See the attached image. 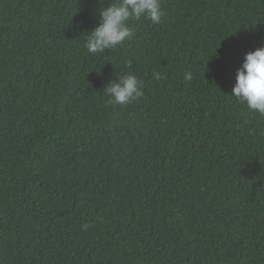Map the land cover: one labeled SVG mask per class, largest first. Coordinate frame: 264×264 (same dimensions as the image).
I'll return each mask as SVG.
<instances>
[{"label":"trees","instance_id":"16d2710c","mask_svg":"<svg viewBox=\"0 0 264 264\" xmlns=\"http://www.w3.org/2000/svg\"><path fill=\"white\" fill-rule=\"evenodd\" d=\"M109 2L0 0V264H264V116L231 96L264 0H160L89 53Z\"/></svg>","mask_w":264,"mask_h":264},{"label":"clouds","instance_id":"9594fccd","mask_svg":"<svg viewBox=\"0 0 264 264\" xmlns=\"http://www.w3.org/2000/svg\"><path fill=\"white\" fill-rule=\"evenodd\" d=\"M99 23L87 32L85 47L89 53H104L116 48L135 35L131 22L142 17L153 25L162 22L164 15L160 0H112L98 10ZM155 79L161 78L153 73ZM192 78L191 73L184 77ZM108 102L113 105H128L144 96L141 81L134 74H127L110 80L104 88ZM232 97L242 102L250 112L264 116V47L245 54L236 71ZM87 230L88 225H82Z\"/></svg>","mask_w":264,"mask_h":264}]
</instances>
